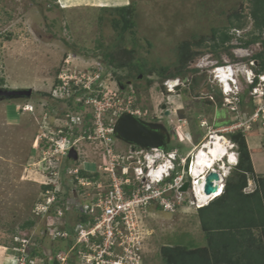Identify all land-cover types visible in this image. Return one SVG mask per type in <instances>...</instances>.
Here are the masks:
<instances>
[{"label": "rangeland", "instance_id": "374dc122", "mask_svg": "<svg viewBox=\"0 0 264 264\" xmlns=\"http://www.w3.org/2000/svg\"><path fill=\"white\" fill-rule=\"evenodd\" d=\"M130 4L136 10L134 35L117 31L112 24L116 16L114 8ZM249 7V0H0V89L32 90L30 98L0 97V264H18V250L23 246L26 251L38 250L45 256V259L39 258L37 264H43L42 260L50 262L61 252L65 254L71 243L62 241L60 232L76 227L78 202L94 198L95 182L102 183L103 187L107 184L103 167L106 159L102 150L94 146L85 144L79 148L77 162L59 157L53 169L56 175H50L47 161L42 160L43 149H34L37 136L41 135V120L51 112L47 110L48 103L58 107L47 118V123L54 128L64 122L53 116L58 113L61 116L69 106H75L57 104L43 95L52 92L60 73L79 76L102 64L107 91L124 100L131 97L132 109L140 112L141 121L154 128L164 127L170 133L164 149L178 148L182 155H187L204 135L199 120L206 119L213 127L222 128L235 119L230 109L207 101L219 90L211 85L206 72L193 66L204 56L220 63L248 62V57L235 55V47L213 52L209 46L213 30L228 28L235 14L245 17V27L237 31L231 29L230 34L234 32L237 38L246 40L252 30ZM236 39L230 46L239 44ZM200 42L207 46H198ZM259 45L245 49L255 55L262 50ZM186 47L197 55L181 67L180 51ZM106 54L117 63L138 62L153 70L165 67L168 73L178 72L183 84L177 91L167 93L157 73L136 79L126 68L109 69ZM240 79L244 89L240 115L246 119L256 112V101L251 99L243 78ZM27 104L35 108L32 113L21 111ZM261 119L260 116L252 121L243 132L255 176L247 173L248 184L243 189L246 194L255 190V178H264ZM178 126L192 133L193 144L178 142L174 132V127ZM114 138L115 152L128 148V143L116 135ZM70 169L72 172L85 170L98 177L95 181L88 179L78 188ZM46 184L54 185L55 191L45 193ZM55 192L60 193L63 201V217L55 218L53 214L49 217L43 208ZM142 211L138 253L141 264H166L162 255L166 246L181 245L190 250L208 248L197 208L166 212L153 206ZM28 221H33L34 227L25 237L23 226ZM25 239L28 242L24 243ZM71 261H74L72 256Z\"/></svg>", "mask_w": 264, "mask_h": 264}, {"label": "built area", "instance_id": "2783aa9c", "mask_svg": "<svg viewBox=\"0 0 264 264\" xmlns=\"http://www.w3.org/2000/svg\"><path fill=\"white\" fill-rule=\"evenodd\" d=\"M235 55L240 58L248 57L249 60L244 63H220L204 56L196 60L193 66L208 74L211 85L217 86L223 96V107L235 113V119L222 128L213 127L206 119L199 120L204 135L187 155H182L178 148L166 151L161 147L145 148L133 144H129L127 149L122 148L120 153L115 152V128L120 117L130 114L140 119V112L132 109L131 97L124 100L122 96L107 91L103 84L105 72L102 64L79 76L60 73L50 93L51 99L60 104L65 103L66 106L72 101L75 106H69L61 116L59 113L53 116L57 121L64 122L58 128L47 123L50 112L49 115H44L41 120V135L37 136L35 149H43L42 160L47 161L50 175H56L53 169L58 164L59 157H68L71 150H76L80 157L79 148L85 144L94 146L96 150H102L106 159L103 167L107 184L103 187L102 183L95 182L97 194L94 198L90 201L83 198L78 202L77 221L78 217L83 216H87L88 220L84 223L78 221L75 228L60 232L62 238H69L72 243L64 251L65 254H57L47 264H73L74 261L76 264H141L138 253L141 238L139 215L142 210L153 206L166 212L178 210L188 198L186 194L189 192L181 189L187 182V176L191 174V188L195 199L188 200L190 206L202 205L195 187L198 180L204 179L210 172L217 173L219 185L224 186L225 177L230 171L224 155L237 149V145L227 135L244 132L260 116L264 124V71H256L258 62L247 49L235 46ZM241 77L257 103L254 115L246 119L240 115L239 110L240 95L244 92ZM174 82L176 83L173 84ZM163 84L166 92L172 93L175 92V86L182 85L183 81L180 78H169ZM22 110L32 111L33 106L27 104ZM174 129L180 143L187 141L193 144L190 133L183 132L180 126ZM218 143L224 146L226 154L215 161L211 149H215ZM213 161L214 165L211 164ZM200 168L204 170L196 176L195 171ZM69 173L75 176V186L78 188L88 182V179L79 176L78 169L73 172L70 169ZM202 193L199 190L200 196ZM212 197L213 195H207L208 200ZM54 201H57L55 195L43 206L46 213L50 212ZM63 216L64 210L57 208L54 217ZM23 241L28 242L26 239ZM18 251V264H27L29 255L26 247L24 249L23 246ZM41 262L45 264V260Z\"/></svg>", "mask_w": 264, "mask_h": 264}, {"label": "trees", "instance_id": "16d2710c", "mask_svg": "<svg viewBox=\"0 0 264 264\" xmlns=\"http://www.w3.org/2000/svg\"><path fill=\"white\" fill-rule=\"evenodd\" d=\"M249 3L252 30L247 34V39L237 38L234 32L230 34L231 29L237 31L245 27L243 20L245 17L235 14L230 19L228 28L213 30L211 36L212 44L209 47L211 51L218 52L235 46L249 48L252 45L260 44L262 50L254 55V59L258 62L256 71L259 73L264 71V0H249ZM114 12L116 16L112 20L113 28L117 31L123 33L130 32L134 35L136 28L134 21L136 14L135 6L130 4L128 6L115 7ZM233 39L238 40L239 44L230 46ZM197 45L204 46L205 44L200 42ZM196 55L197 53L192 52L190 47L182 48L180 51L181 67L185 66ZM105 60L107 68L115 70L126 68L130 75H133L136 79L138 76H147V73H157L158 77L162 80L163 89H165L163 83L166 79L180 78L177 76L178 72L173 74L168 73L165 67H161L160 69L154 68L153 70L138 62L127 61L117 63L111 55L107 54L105 55ZM120 79L118 78L119 81ZM151 79L148 81L151 82ZM195 79L197 80V77ZM256 83L257 80L254 85ZM191 86L193 89L196 88L194 82H192ZM43 95L51 96L46 93H43ZM242 97L240 95V112L243 108ZM250 97L256 101L255 97L251 95ZM208 99V102L223 107V96L219 91L216 96H211ZM255 105L257 107L256 102ZM47 108H52V112L53 110H58L57 106L53 103L52 105L48 103ZM227 137L238 145V165L234 169L233 175L227 178L221 196L210 202L207 206L197 209L201 228L208 240V248L190 250L181 245L163 247L162 255L166 258V264H264V178L254 179L256 181V189L253 193L246 194L243 192V189L248 184L247 173H251L254 176L251 154L243 131L228 134ZM79 176L91 181H95L98 177L97 174L91 175L85 172V170H80ZM73 181L77 184L76 179ZM54 189V185L43 186L45 193L47 191L54 192ZM54 195L57 201L49 212V215L53 214V216L56 215L57 208L64 209L60 193L55 192ZM158 209L161 210L160 208ZM87 220V216L78 217V221L83 223ZM32 227H34L33 221H28L24 224L23 234L25 237H27V232ZM61 240L72 243L69 238L61 237ZM28 255L27 264H35L38 258L45 259V256L41 252L34 249L28 251ZM45 264H47L46 261ZM55 264L57 263L55 262Z\"/></svg>", "mask_w": 264, "mask_h": 264}, {"label": "water", "instance_id": "95a60500", "mask_svg": "<svg viewBox=\"0 0 264 264\" xmlns=\"http://www.w3.org/2000/svg\"><path fill=\"white\" fill-rule=\"evenodd\" d=\"M174 82L173 84H175ZM123 87V86H122ZM32 90L22 91H5L0 89V97L6 99L14 98H30ZM165 107V106H164ZM117 138L122 141L138 145L146 148H165L167 143L165 136L160 132H155L148 128V126L141 120L135 118L130 114H125L120 117L115 128ZM69 159L77 160L78 154L76 150H71L68 155ZM219 180L218 174L211 172L205 179L204 192L207 195L214 194L218 190V185L215 184ZM189 183H185L182 191H187Z\"/></svg>", "mask_w": 264, "mask_h": 264}, {"label": "clouds", "instance_id": "9594fccd", "mask_svg": "<svg viewBox=\"0 0 264 264\" xmlns=\"http://www.w3.org/2000/svg\"><path fill=\"white\" fill-rule=\"evenodd\" d=\"M181 85H177V86H175V91H177V89L180 87ZM166 91V90H165ZM173 93V92H172ZM50 98H51V96H49ZM71 103V102H70ZM58 104V103H57ZM29 105V104H28ZM32 106V105H31ZM36 107V106H35ZM58 108V107H57ZM35 108L33 107V110H34ZM33 110L32 111H23V110H21L22 112H28V113H32L33 112ZM47 110H49V111H51V109H49V108H47ZM52 114V111L50 112V115ZM140 120V119H139ZM183 132H187V133H190L189 131H183ZM191 135H192V133H190ZM116 135V134H115ZM193 136V135H192ZM176 138H177V140H178V142L180 143V141H179V139H178V137L176 136ZM193 141H194V139H193ZM187 142V141H186ZM234 142V141H233ZM184 143V142H183ZM189 144H191L190 142H188ZM235 143V142H234ZM129 144V143H128ZM168 144V143H167ZM236 144V143H235ZM237 145V144H236ZM167 146V145H166ZM146 148V147H145ZM166 148V147H165ZM34 149H35V146H34ZM35 150H37V149H35ZM77 152V151H76ZM233 153V154H232ZM229 155H230V157H229ZM231 155H233V157H234V159H232V157H231ZM225 156V162H226V164L228 165V166H230V171H229V173L227 174V176L225 177V182H226V180H227V178L229 177V175L231 174V172L237 167V165H238V162H239V150H238V145H237V149L235 148V149H232L231 151H229L228 152V155H224ZM68 158V157H67ZM69 159V158H68ZM79 156H78V159L77 160H75L76 162L77 161H79ZM228 159H230L229 161H228ZM188 165H189V163H188ZM187 170H188V166H187ZM211 173V172H210ZM209 173V174H210ZM215 173V172H214ZM217 174V173H216ZM219 176V175H218ZM206 177H207V175H206ZM206 177L204 178V181L200 184V183H198V184H200V192H203V194L204 195H206L207 196V194H205V192H204V186H205V179H206ZM192 174L191 175H188L187 176V182L186 183H189V186L190 187H188V189H187V191H183V192H189V194H186V196H188V198H187V200H186V202L182 205V206H180L178 209H180L181 210V208H189V207H191L190 205H189V202H188V200L189 199H195V196H194V193H193V191H192V188H191V181H192ZM200 180V179H199ZM198 180V181H199ZM219 181V180H218ZM215 182V184H217L218 185V188L219 187H223V189H222V193H223V191H224V187H225V183H224V186H220L219 185V182ZM197 184V185H198ZM255 189H256V187H255ZM255 191V190H254ZM253 191V192H254ZM253 192H251V193H253ZM221 193V194H222ZM221 194H219L218 196H215V193L214 194H210V195H213V197L210 199V200H208V198L205 200V201H202V197L200 198V196H199V194L197 195L198 196V199H199V202L202 204L201 206H199V207H196V206H193V207H195V208H197V209H199V208H202V207H205V206H207L210 202H212L213 200H215L216 198H218L219 196H221ZM201 196H202V194H201Z\"/></svg>", "mask_w": 264, "mask_h": 264}, {"label": "bare ground", "instance_id": "6f19581e", "mask_svg": "<svg viewBox=\"0 0 264 264\" xmlns=\"http://www.w3.org/2000/svg\"><path fill=\"white\" fill-rule=\"evenodd\" d=\"M182 129V128H181ZM224 146H222L220 143H218V144H216V146H215V149H211V152H212V154H213V156H214V159L213 160H217L219 157H221V156H223L224 154H226V150L223 148ZM231 157H232V159H234V157H233V155H231ZM210 161H212V159L210 160ZM215 161H213V163L211 162V164H213L214 165V162ZM211 166V165H210ZM204 170V169H203ZM202 170V168H200V169H197L196 171H195V175L197 176L198 174H200L201 173V171H203ZM204 181V179H200L199 181H198V183H202ZM200 184H198L196 187H195V190L198 192V194H199V189H200ZM222 189H223V187H219L218 188V190H217V192L215 193V196H218L219 194H221L222 193ZM199 196H200V194H199ZM202 197V201H205L206 199H207V196L206 195H204L203 193H202V196H200V198Z\"/></svg>", "mask_w": 264, "mask_h": 264}, {"label": "flooded vegetation", "instance_id": "af4514ba", "mask_svg": "<svg viewBox=\"0 0 264 264\" xmlns=\"http://www.w3.org/2000/svg\"><path fill=\"white\" fill-rule=\"evenodd\" d=\"M147 126L149 129H151L155 132H160L161 134H163L165 136L166 140H168V141L170 140V133L164 127L154 128L153 126H150L149 124Z\"/></svg>", "mask_w": 264, "mask_h": 264}, {"label": "crops", "instance_id": "0c3cea01", "mask_svg": "<svg viewBox=\"0 0 264 264\" xmlns=\"http://www.w3.org/2000/svg\"><path fill=\"white\" fill-rule=\"evenodd\" d=\"M28 113V112H27ZM16 122H18V121H16ZM15 125H16V123H14Z\"/></svg>", "mask_w": 264, "mask_h": 264}]
</instances>
